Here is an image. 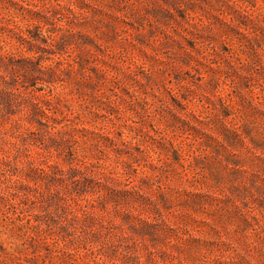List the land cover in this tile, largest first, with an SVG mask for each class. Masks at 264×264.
I'll use <instances>...</instances> for the list:
<instances>
[{"label":"rangeland","instance_id":"1","mask_svg":"<svg viewBox=\"0 0 264 264\" xmlns=\"http://www.w3.org/2000/svg\"><path fill=\"white\" fill-rule=\"evenodd\" d=\"M0 264H264V0H0Z\"/></svg>","mask_w":264,"mask_h":264}]
</instances>
